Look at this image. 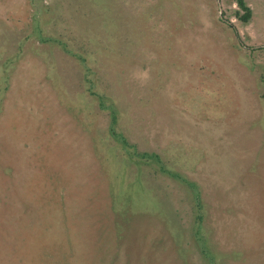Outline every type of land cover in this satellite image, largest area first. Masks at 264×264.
<instances>
[{
	"label": "rangeland",
	"instance_id": "374dc122",
	"mask_svg": "<svg viewBox=\"0 0 264 264\" xmlns=\"http://www.w3.org/2000/svg\"><path fill=\"white\" fill-rule=\"evenodd\" d=\"M0 0V264H264V0Z\"/></svg>",
	"mask_w": 264,
	"mask_h": 264
},
{
	"label": "trees",
	"instance_id": "16d2710c",
	"mask_svg": "<svg viewBox=\"0 0 264 264\" xmlns=\"http://www.w3.org/2000/svg\"><path fill=\"white\" fill-rule=\"evenodd\" d=\"M235 1L239 8V12L237 13V19L242 23H248L252 16L251 9L247 6L244 0Z\"/></svg>",
	"mask_w": 264,
	"mask_h": 264
}]
</instances>
